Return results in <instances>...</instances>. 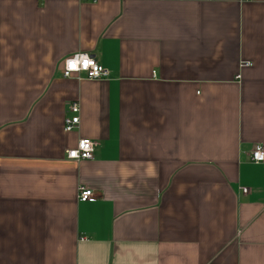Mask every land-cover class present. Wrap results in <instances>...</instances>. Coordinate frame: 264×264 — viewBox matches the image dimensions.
Here are the masks:
<instances>
[{"label": "crops", "instance_id": "0c3cea01", "mask_svg": "<svg viewBox=\"0 0 264 264\" xmlns=\"http://www.w3.org/2000/svg\"><path fill=\"white\" fill-rule=\"evenodd\" d=\"M259 146L264 0H0V264H264Z\"/></svg>", "mask_w": 264, "mask_h": 264}, {"label": "built area", "instance_id": "2783aa9c", "mask_svg": "<svg viewBox=\"0 0 264 264\" xmlns=\"http://www.w3.org/2000/svg\"><path fill=\"white\" fill-rule=\"evenodd\" d=\"M250 63H242L240 68H249ZM84 75L89 80H105L109 79L111 73L109 70L103 68L90 54L77 53L66 59L63 63L62 76L65 79ZM240 78V77H239ZM80 125V104L79 102H72L68 105V116L64 121V132L72 133L78 130ZM97 143L81 139L74 148L66 151V158L70 161H92ZM250 159L253 163L261 165L264 170V147H257L251 154ZM247 190H244L246 193ZM96 197L92 190L85 187H80L78 190V201L81 203L95 202Z\"/></svg>", "mask_w": 264, "mask_h": 264}]
</instances>
